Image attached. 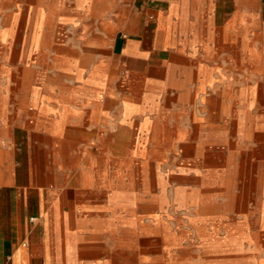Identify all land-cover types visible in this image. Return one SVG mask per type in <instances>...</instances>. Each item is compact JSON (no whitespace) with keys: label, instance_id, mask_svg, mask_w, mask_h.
<instances>
[{"label":"crops","instance_id":"crops-1","mask_svg":"<svg viewBox=\"0 0 264 264\" xmlns=\"http://www.w3.org/2000/svg\"><path fill=\"white\" fill-rule=\"evenodd\" d=\"M6 3L0 42L9 45L22 36L27 46L18 57L41 55L44 75L37 82L22 81L15 93L2 94L0 131L17 119L36 122L32 131L50 140L47 150L54 160L47 170L53 171L52 185L59 189L53 203L58 221L51 232L57 238L51 245L44 194L38 196V212L31 216L40 221V243L34 240L37 224L21 222L24 208L29 214V196L20 197L24 207L17 209V224L3 221L0 199V264H26L22 240L25 246L28 240L32 247L39 246L43 264H124L123 259L109 258V230L103 220L114 205L125 209L134 202L130 192L108 182L109 162L128 155L135 164L138 156L154 152L153 140L183 138L193 140L186 142V163L201 164L199 138L208 130L205 92L216 91L222 75L237 67L236 56L227 48L248 44V0ZM96 4L100 13L94 10ZM110 10L114 16L108 15ZM80 25L89 34L83 42L76 40ZM11 50L7 58L13 57ZM211 125L218 132L219 123ZM13 185L11 176L0 179V187ZM203 232L215 236L219 231ZM225 232L223 242L182 244L184 258L171 264H264L259 256L248 257L245 238L230 241L239 230Z\"/></svg>","mask_w":264,"mask_h":264},{"label":"rangeland","instance_id":"rangeland-1","mask_svg":"<svg viewBox=\"0 0 264 264\" xmlns=\"http://www.w3.org/2000/svg\"><path fill=\"white\" fill-rule=\"evenodd\" d=\"M6 1L0 0V30L6 18ZM100 7L96 4L94 10L100 13ZM231 13L229 10L227 17ZM108 15L114 16V10ZM76 31L77 42L88 39L84 26H78ZM21 38L9 45L0 42V98L3 93H15V86L22 81L33 83L37 77L43 78L41 55L18 57L27 46ZM239 44L238 49L227 48L236 56L237 67L225 70L216 91L205 92L207 105L203 110L208 130L199 138L204 153L199 166L186 163V142L193 140L183 138L153 140L154 152L138 156L135 164L128 155L110 160L108 182L130 192L134 202L125 209L114 205L115 209L103 220L109 230L110 259H123L124 264H171L184 258L182 244L197 245L205 239L223 242L225 230H239L230 241L242 242L245 238L248 257L259 256L264 262V0H248V44ZM11 48L13 57L7 58ZM6 87L9 90L3 91ZM213 123H219L218 132L212 128ZM36 127V122L17 119L1 128L0 179L11 176L14 181L12 187H0L1 215L3 221L17 224V209L23 206L20 197L29 196V214L24 208L21 222L37 224L35 230L39 232L34 240L40 243L41 224L31 216L38 212V196L44 194L50 211L47 216H51L47 220L51 245L57 238L51 232L58 221L53 215V203L59 188L52 185L53 171L47 170L53 167L54 160L47 150L50 140L39 139L32 131ZM138 142L135 140L136 146ZM210 148L216 152H208ZM203 230L219 232L210 236ZM21 245L26 264H43L38 245L32 247L29 240L27 246L24 240ZM49 248L52 256L54 252Z\"/></svg>","mask_w":264,"mask_h":264},{"label":"bare ground","instance_id":"bare-ground-1","mask_svg":"<svg viewBox=\"0 0 264 264\" xmlns=\"http://www.w3.org/2000/svg\"><path fill=\"white\" fill-rule=\"evenodd\" d=\"M153 103V102H152ZM240 111V110H239ZM262 120V119H261ZM212 169V168H211ZM18 178V177H17ZM53 241V240H52Z\"/></svg>","mask_w":264,"mask_h":264}]
</instances>
